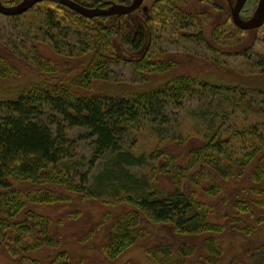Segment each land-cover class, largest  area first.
Instances as JSON below:
<instances>
[{
  "label": "trees",
  "instance_id": "16d2710c",
  "mask_svg": "<svg viewBox=\"0 0 264 264\" xmlns=\"http://www.w3.org/2000/svg\"><path fill=\"white\" fill-rule=\"evenodd\" d=\"M44 1L65 6L57 0ZM76 1L88 7L99 4L97 0L91 4ZM162 1L166 4L159 7L162 15H166L165 21L182 20L186 15L180 0ZM99 6L107 5L103 2ZM69 11L89 22L79 28L65 16L60 17L57 9L48 7L41 11L36 29L50 37L59 52L73 55L78 45L83 52L99 50L72 82L81 89H89L95 81L111 79L115 75L112 66L122 62L106 53L103 46L106 36L101 31L109 32L108 38L110 35L118 37L129 53H139L147 45V33L142 27L132 33L128 26L108 28L96 20L104 17L122 21L125 15L89 18L70 8ZM150 15L145 16L148 21L156 19L154 14ZM73 37L77 42H72ZM4 52L0 44V76L8 77L14 68L3 57ZM37 61L42 63V58ZM127 63L156 71L170 67L167 62L145 57ZM222 89L224 92L220 91L221 86L187 75L176 76L150 91L120 96L82 93L41 81L17 92L13 98L0 100V245L19 259L20 264H74L65 250L58 251L47 261L31 256L44 248L57 249L60 241L51 230V220L28 209L27 204L62 201L65 198L55 187H63L81 196L108 195L111 199L126 201L128 206L110 222L102 244L109 260L117 259L142 239L147 232L146 224H160L171 233L204 236L205 262L220 264L224 250L218 236L225 231V224L210 219V204L198 198L196 192L181 186L172 191L160 188L150 173L159 170L180 183L182 178L195 180L196 176L189 171L198 167L196 175L202 177L215 176L220 181L241 178L249 183L245 187L250 188L245 200L235 201L236 209L250 214L253 205L264 206V121L244 126L227 124L224 108L234 114L245 103L247 92L237 87ZM228 93L231 96L225 97ZM194 97L202 100L196 109L188 107V101ZM230 102L232 109L227 106ZM218 110L223 112L222 117L215 115ZM190 115L194 123L201 124L196 132L202 143L190 151L187 168L177 167L165 149L135 150L138 133L143 128L159 137H175L174 129ZM75 127L86 131L83 138L92 146L94 158L88 163L104 156L111 159L110 166L93 179L89 171L76 167L81 163L74 159V141L68 132V128ZM135 167L151 172H131ZM22 181H30L34 187L23 194L17 186ZM209 191L217 194L220 188L213 184ZM244 229L249 232L248 226ZM147 252L157 264H190L189 258L196 253V246L165 239ZM247 253L248 264H264V242L251 245ZM230 264L241 262L235 258Z\"/></svg>",
  "mask_w": 264,
  "mask_h": 264
},
{
  "label": "rangeland",
  "instance_id": "374dc122",
  "mask_svg": "<svg viewBox=\"0 0 264 264\" xmlns=\"http://www.w3.org/2000/svg\"><path fill=\"white\" fill-rule=\"evenodd\" d=\"M22 0H2L6 5H16ZM76 1V0H75ZM84 3H94L96 0H79ZM99 5L105 1L130 4L133 0H97ZM237 0H180V6L186 15L183 19H167L160 10L162 0H144L140 11L125 15L123 20L99 17L97 22L108 28L113 26L127 27L133 33L136 28L142 27L147 33V45L139 53H129L122 41L115 35L107 37L109 32L101 31L106 36L103 42L107 54L114 60L122 61L112 66L115 75L111 79H102L92 83L89 89H81L72 82L86 67L97 49L83 52L80 45L73 55L59 52L50 41L36 29L41 11L52 7L58 10L60 17L80 28L88 19H80L66 6L61 7L50 2H40L27 12L8 16L0 13V44L5 50L4 58L14 68L8 77L0 76V100L13 98L17 92L31 85L45 81L48 84L67 86L74 91L102 93L110 96H120L135 92H144L170 81L180 75L192 76L201 81L222 88L237 87L247 92L245 103L230 114L224 108L227 124L239 125L251 122L264 121V25L258 29H238L232 19V7ZM259 0H247L241 16L249 19L255 12ZM109 6V5H108ZM105 6V7H108ZM102 7V6H101ZM146 7V9L144 8ZM152 11V13L150 12ZM146 14H154L156 19L148 21ZM193 18H195L194 21ZM93 23V22H91ZM89 23V24H91ZM124 30H126L124 28ZM194 36V37H190ZM72 42H77L73 37ZM42 58V63L37 58ZM145 57L148 60L164 61L170 64L165 71H156L152 68L140 69L130 63L133 60ZM44 62V63H43ZM230 93L225 97H230ZM215 103L217 100H214ZM251 101H254L251 102ZM202 100L194 97L188 101V107L196 109L201 106ZM232 109L233 103H228ZM215 110V109H214ZM215 114L222 117V111ZM232 113V112H231ZM205 115H210L206 113ZM198 125L193 117L186 116L179 128H175V137H159L150 129L143 128L138 133L137 152H150L155 149H165L177 167H188L190 151L202 142L196 132ZM70 138L74 141V159L79 161L76 167L89 171L93 179L110 166L109 156L92 160V146L83 138V128H68ZM75 170V168H73ZM131 172H151L149 169L135 167ZM199 171H189L196 176L191 181L182 178L178 183L170 175L159 170L151 172L153 180L160 188L172 191L177 186L196 192L198 198L212 207L210 219L225 224V231L219 237L224 254L220 264H230L233 259H239L241 264L249 263L247 250L253 244L264 242V206H252L251 213L239 212L235 207L236 200H245L249 193L248 182L235 179H216L196 175ZM195 172V174H193ZM217 185L219 193L212 194L211 186ZM18 189L24 194L32 189L30 181L19 183ZM32 186V187H31ZM57 192L64 196V200L55 203H28L27 208L44 214L51 220V230L60 241L59 247L44 248L33 252L31 256L49 260L58 251L65 250L74 264H157L148 254V249L167 239L173 242H187L196 246V253L189 258L190 264H207L206 251L202 249L204 236H182L171 233L164 225L146 224V235L135 245L122 253L117 259L109 260L103 253L102 244L113 218L126 209L124 199H111L104 196L86 197L63 187H55ZM247 188V189H246ZM248 196V195H247ZM246 196V197H247ZM248 226L249 232L244 229ZM244 229V230H243ZM0 264H20V260L11 256L4 245H0Z\"/></svg>",
  "mask_w": 264,
  "mask_h": 264
},
{
  "label": "water",
  "instance_id": "95a60500",
  "mask_svg": "<svg viewBox=\"0 0 264 264\" xmlns=\"http://www.w3.org/2000/svg\"><path fill=\"white\" fill-rule=\"evenodd\" d=\"M42 1L44 0H22L16 5H6L0 0V13L8 16L21 15ZM57 1L89 18L97 16L128 15L138 10L144 3V0H133L130 4L107 1L105 4L109 3L110 5L108 7H88L75 0ZM246 2L247 0H237L235 6L232 7L233 22L244 30H253L262 27L264 25V0H259L254 14L249 19H244L241 16V11ZM144 8L146 9V7Z\"/></svg>",
  "mask_w": 264,
  "mask_h": 264
},
{
  "label": "flooded vegetation",
  "instance_id": "af4514ba",
  "mask_svg": "<svg viewBox=\"0 0 264 264\" xmlns=\"http://www.w3.org/2000/svg\"><path fill=\"white\" fill-rule=\"evenodd\" d=\"M105 2H107V1H105ZM105 2H104V3H105ZM106 5L108 6V5H110V4L108 3V4H106Z\"/></svg>",
  "mask_w": 264,
  "mask_h": 264
}]
</instances>
